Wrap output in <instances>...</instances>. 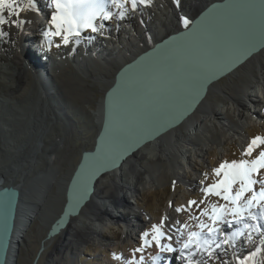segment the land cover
I'll use <instances>...</instances> for the list:
<instances>
[{
  "label": "bare ground",
  "instance_id": "6f19581e",
  "mask_svg": "<svg viewBox=\"0 0 264 264\" xmlns=\"http://www.w3.org/2000/svg\"><path fill=\"white\" fill-rule=\"evenodd\" d=\"M216 1L221 0H179V3L177 0H151L147 5L138 4L135 10L128 9L124 19L116 18L115 28H104L106 40L97 35L86 39L81 34L79 42L72 38L69 44L62 43L54 55L46 52L51 43L46 44L39 35L43 26L48 28L51 24L49 14L54 8L48 5L49 9H42L40 13L28 9L19 17H9L5 11L4 15L9 23L0 25V29L8 33L7 36L0 37V97L12 99L23 95L32 83H38L40 74H47L53 90L58 95L61 93L62 97L65 96L68 105L74 97L66 91L61 78L69 73L67 68H70V64L77 65L81 57L86 61L94 57V65L101 71L100 80L104 82L99 84L103 96L98 109V135L104 131L98 152L85 157L68 193V187L79 164L70 167L68 176L64 179L60 206L47 225L48 231L62 214L67 202L68 212L74 214L66 218L57 234L41 240L44 249L37 256L52 247L51 254L56 255L59 249L64 250V253L70 254V264H79V259L76 261L74 258L76 252L84 244L97 242L102 238V234L93 225L97 221L104 222L102 215H108L112 220L116 218L109 212L108 207L119 210L123 206L119 202L121 196L125 198L126 189L136 196L143 182L153 185L183 178L186 172H195L194 162L204 158L210 145H223L233 139H244L240 132L248 124V116L246 118L242 110L245 108L244 102L251 105L252 115L257 117V107L262 99L255 95L256 86L259 92L264 93V46L244 59L249 51L264 43V0H230L226 5L204 15L190 31L176 41L158 47L122 72L105 103V94L116 83V75L124 65L154 47L166 36L188 28L206 6ZM40 2L41 0H36V7H39ZM13 19L22 20L24 23L17 27L11 23ZM185 19L190 21L187 27L184 25ZM28 35L34 38L29 41L30 52H25L23 42L28 41ZM50 41L52 42L53 38ZM104 43L106 46H103ZM37 52L47 60L40 71L35 68L34 72L27 64H30V61L34 63V59H29V56L35 57L34 53ZM242 59L245 61L226 76L207 85L213 76ZM87 69V73L92 76L94 72ZM42 98L45 102V98ZM198 99L197 107L186 115ZM1 110L3 109L0 106ZM57 118L61 122L68 120L63 112L56 113ZM176 123L175 127H170ZM50 141L58 144V148L64 147L58 136L52 137ZM45 143L48 164L54 165L58 159L57 154L50 152V142ZM5 144L7 143L4 141L3 144L0 143V154L4 152ZM95 144L96 140L94 146ZM19 149L21 151L23 148ZM132 149L135 151L131 152ZM128 152L130 154L120 162L122 156ZM80 158L82 159V155ZM116 162L113 170L93 182L94 174L101 167ZM142 163H147L149 167L144 168L142 173H137ZM151 164L160 165L164 169L155 180L148 177ZM30 165L32 168L33 164ZM5 168L0 166V187L13 186L20 192L13 241L8 251L9 258H13L12 253L16 254L17 247L24 243L27 223L36 219L39 214L34 208L45 205L44 198L47 193L44 189L47 187V181L40 171L39 175H35L41 190L27 192L28 189L22 184L25 171L18 175L16 172L8 174L4 171ZM260 175L264 176V170ZM92 184L94 192L87 195L86 190ZM254 187L259 190L260 185ZM250 195L251 193H248L247 196ZM124 198L121 202H125ZM223 201L217 206L228 204ZM9 211L7 201L0 203V256L5 246ZM132 212V215L126 217L118 211L120 217L127 218V235L131 237L135 234L134 231L140 228L141 219L140 210L133 209ZM172 214H165L167 219L164 217L161 228L165 235L158 247L148 254L150 259L158 257L153 259L151 264H188L189 259L192 264H203L196 250L183 248L188 232L201 229L194 224L189 226L188 223L189 227L183 230L180 225L182 217ZM260 223L264 224L263 221ZM216 226L221 229L216 240H219L220 236H223V239L225 236H231L233 232L243 228V225L233 224L228 227L223 223ZM203 231L206 232L207 229ZM248 235L249 231L245 230L243 236H237L234 241L226 244L227 246L221 244L220 249L216 247L220 251H230L227 253L226 264H240V261L245 264H264L262 230L252 231L251 240L247 239ZM169 236L171 239H168ZM162 245H171L175 251H168Z\"/></svg>",
  "mask_w": 264,
  "mask_h": 264
},
{
  "label": "rangeland",
  "instance_id": "374dc122",
  "mask_svg": "<svg viewBox=\"0 0 264 264\" xmlns=\"http://www.w3.org/2000/svg\"><path fill=\"white\" fill-rule=\"evenodd\" d=\"M125 7L129 10L132 9L131 3L125 5ZM36 8L38 9L36 13H40L44 8L49 9L46 2L42 0L39 7ZM109 10L113 13L119 11V9L111 5H109ZM49 15L51 18V14ZM116 18V16H113L111 20H98V25L101 23L104 25L100 31L92 32L91 29H85L81 34L86 39L97 35L104 37L106 40V29L104 28H115L117 25ZM43 27L39 31V35L46 44H49L48 41L53 38L46 52L49 55H54L62 46V38L45 35L49 27L53 31L55 30L52 24L48 28L47 26ZM33 38L29 36L28 41L23 42L25 52H30L29 44L31 42L29 41ZM72 45L74 46V43ZM103 46H106V43ZM39 55L40 58H36V56L32 57V55L29 56L27 54L29 59H34V61L37 59L43 66L47 59L41 54ZM93 59L94 57L92 56L86 61L85 58L81 57L79 61L82 63L77 61V65L70 64V68H67L69 73L61 78L66 91H68L70 96L74 97V100H70L68 105L65 96L63 98L61 93L59 96L51 86L44 87L40 82L32 83L23 95L12 97V99L0 97V106L3 109L0 111V143L3 144V141L7 143L5 144L4 152L0 154V166L6 167L7 169L5 168L4 171L8 174L16 172V175H18L23 173L24 170L26 175L22 184L28 189L27 192L32 190L39 192L41 190L40 182L36 181V175H39L40 171L43 172L42 176H46L45 181H47V187L44 189L47 193L44 198L45 205L41 204L42 206L39 208H34L39 214L36 219L27 223L24 243L17 247V253L15 254L16 264H33L39 252L44 249L41 240L46 238L48 233L47 225L60 206V198L65 183L64 179L68 176L70 167L79 164L84 149L92 150L94 148V143L99 133L97 129L99 103L103 96L99 84L104 82L100 80L101 71L94 65ZM78 63L80 64L78 65ZM87 68L94 72L92 76L87 73ZM62 73L64 74L65 72L63 71ZM89 89L94 91L90 92ZM255 92V95L262 99L259 107H257L259 115L253 117L251 105L244 102L245 108L242 110L245 117L247 118L248 116V124L243 127V131H240L243 134V140L233 139L226 144H220L221 146L217 144L210 145L204 158L194 162L195 172H186L183 178L173 179L168 182L162 181L153 185L143 182L136 196L129 189H126L125 198L121 196V199L124 198L125 202H121V199L119 202L123 206L119 210L114 207H108L109 212L113 213L116 218L112 220L108 215H102L101 218H103L104 222L97 221L93 225L102 234V238L97 242L91 241L81 246L79 251L76 252L75 260L79 259V264H129L130 261L132 264H136L137 261L151 264L153 258L150 259L148 254L151 250L158 247V244L152 240L153 225L162 224L167 212L173 213V216L182 217L180 218V225L183 226L181 227L183 230L186 229L184 225H188V223L190 226L191 224L198 225L201 221L205 224L212 222L208 216H203L201 213L204 209H208L211 214V206L214 204L218 205L223 200L215 194H206L203 191L220 179V177L215 175L214 169L218 168L224 161L230 163L233 160L254 159L260 151L264 150V145H261L254 150L251 157L243 155L253 138L256 136L264 137V93L259 92L257 86ZM51 93L54 94L51 95ZM42 96L45 98L46 103ZM218 111L220 112V110ZM59 112H63V115H66L68 120L61 122L58 118L56 119V113ZM56 136L63 141L64 147L58 148V144L55 145L54 141H50L52 137L55 138ZM45 142H50L52 144L50 147L52 151L50 152L54 151L57 154L58 159L54 165L48 164L44 150ZM19 148L23 149L20 151ZM30 164H33L32 168ZM147 166V163H142L137 173H142ZM151 166L148 177L150 176V178L155 180L164 172V169L157 164H151ZM255 178L264 179V176L259 174ZM236 187L238 186H234V190ZM189 201H196V203L190 205ZM128 202L129 206H127ZM130 208L141 212L140 228L134 231L135 234L132 237L127 235L128 229L125 223L127 218L120 217L118 213L120 211L128 217L133 214ZM177 209H181V211H177ZM193 217H198L199 219H193ZM131 218L129 217V219ZM144 233H148L147 239L151 241L150 245L145 244ZM262 235L264 236V230ZM215 247L216 245L214 246L213 244L210 247L211 256L206 251H196L203 264H226L228 261L227 253H230V251L228 249L220 251ZM136 249H142V251H136ZM58 252L54 255L51 254L52 247L45 249L42 252L43 254H40L37 264H70V254L64 253V250L62 251L61 249ZM141 257H143L142 260L140 259Z\"/></svg>",
  "mask_w": 264,
  "mask_h": 264
},
{
  "label": "snow or ice",
  "instance_id": "6c2138e0",
  "mask_svg": "<svg viewBox=\"0 0 264 264\" xmlns=\"http://www.w3.org/2000/svg\"><path fill=\"white\" fill-rule=\"evenodd\" d=\"M129 3H131V8L135 10L138 4L147 5L151 3V0H50V7L55 9L51 13V24L55 30L49 28L45 35L61 37L65 45L69 44L72 38H76L79 42L83 30L91 29L92 32H98L104 27L102 23L97 24L98 20H111L113 16L124 19L128 13L125 5ZM177 3H179V0H177ZM21 4L23 7H21ZM109 5L119 9V11L113 13L109 10ZM28 9L38 11L36 0H0V25L9 23L4 15L5 11H7L9 17H19L22 12ZM11 23L20 27L24 21L13 19ZM189 23L188 19L184 20L185 27ZM7 35V32L0 29V37ZM48 42L51 43V41ZM261 145H264V137L256 136L248 144L243 155L251 157L254 150ZM261 170H264V150L260 151L254 159L233 160L230 163L224 161L218 168L214 169L215 175L220 179L203 191L206 194H215L221 197L231 206L229 207L228 204L219 206L214 204L211 206V214L208 209H204L201 215L208 216L212 223L205 224L201 221L197 225L201 231H189L187 239L183 242L184 249L206 251L211 256L210 247L212 244L215 243L217 247H220L221 244H229L237 236H243L245 230L249 231L247 239L251 240L252 231L260 232L264 229V224L260 223V221H264V179L255 178L259 176ZM257 184L260 185L259 190L254 187ZM234 186L238 187L234 190ZM248 193H251V195L247 196ZM195 203L196 201H189L190 205ZM177 211H181V209H177ZM193 219L199 218L193 217ZM218 223H223L228 227L233 224L243 225V228L217 242L216 237L221 232V229L216 226ZM188 227L187 224L184 225V228ZM161 228L162 224L153 225L152 240L157 244L165 235ZM204 229H207V232H204ZM181 235H183L182 231ZM147 236L148 233H144V242L150 245L151 241L147 239ZM168 239H171V237L169 236ZM163 247L168 251H175L171 245ZM136 251H142V249H136ZM140 259L142 260L143 257ZM153 259L156 260L158 257H153ZM129 264H132V262L130 261ZM136 264H140V261H137ZM188 264H192L191 259H189ZM240 264H245V262L240 261Z\"/></svg>",
  "mask_w": 264,
  "mask_h": 264
},
{
  "label": "water",
  "instance_id": "95a60500",
  "mask_svg": "<svg viewBox=\"0 0 264 264\" xmlns=\"http://www.w3.org/2000/svg\"><path fill=\"white\" fill-rule=\"evenodd\" d=\"M230 0H221V1H216V2H213L211 4H209L208 6H206L201 12L200 14L191 22L190 26L182 31H179V32H176V33H173L174 35H171L169 37H166L162 40H160L159 42H157V44L148 49L147 51H144L142 52L141 54L137 55L135 57L134 60H132L131 62L127 63L126 65H124L117 73L116 75V83L114 84L113 87H111L109 89V91L106 92L105 94V103H107V100L110 96V93L112 92V90L116 87V84H117V80H118V77L119 75L124 72L127 68H129L131 65H133L134 63L138 62L139 60L147 57L151 52H153L154 50H156L158 47L160 46H165L166 44L170 43V42H174L176 41L178 38H180L183 34H185L186 32L190 31L195 23L201 18L203 17L204 15L208 14L209 12H211L212 10H215L217 9L218 7H221V6H224L226 5ZM264 46V43L261 45V46H258L257 48H254L253 50L249 51L248 55L246 57H244V59L246 60L248 57H250L251 55H253L256 51L260 50L262 47ZM244 59H242L241 61L237 62L236 64L232 65V66H228L226 67L223 71H221L220 73L216 74L215 76L212 77V79L207 83V85H210L211 83H213L214 81H217L219 80L220 78L226 76L228 73H230L233 69H235V67L239 66L243 61H245ZM29 66V68L33 69L34 72L35 71V68L34 66H32V64H27ZM38 71L41 70V68H36ZM37 74V73H36ZM40 74V72H39ZM40 77L38 78V82H40L42 84V86L44 87H50V78L49 76H47V74H40L39 75ZM199 104V99L195 101V103L193 104L192 108L186 113V115H188L191 111H193V109H195L197 107V105ZM177 125L176 124H173L172 126L170 127H175ZM168 127V128H170ZM167 128V129H168ZM103 131H101V133L98 135L97 139H96V144L93 148V150H87V151H83L82 153V159L79 163V165L77 166L76 168V171L72 177V180L70 182V185L68 187V193L70 192L71 190V187H72V184L76 178V176L78 175V173L80 172L81 170V167L83 165V162H84V159L86 156H90V155H94L98 152V149H99V142H100V139L102 137V134H103ZM135 150H131V152H134ZM130 152L124 154L122 156V158L119 160L120 162L127 156L129 155ZM115 165H117V162L116 163H113L112 165H105L104 167H101L99 169V171L97 173L94 174V177H93V182L96 181V179L98 177H100L101 175H103L104 173L110 171V170H113V168L115 167ZM94 192V186L93 184L90 185L87 190H86V193L87 195H92ZM19 200H20V192L18 189L14 188L13 186H5V187H0V203L1 204H4L6 201L8 202V206L10 208V215L8 217V220H7V223H6V226H7V229H6V232H5V246L3 248V251L1 252V256H0V264H16V258H15V253L13 252L12 253V256L13 258H9V254H8V251L11 249V243H12V237H13V229L15 227V216H16V210H17V206H18V203H19ZM86 201L84 200L83 203H85ZM68 206H69V202L66 203L65 207H64V210L62 212V214L60 215L59 218H57L55 220V222L53 223V225L51 226L50 230L48 231L47 233V238H50L52 236H54L55 234H57L59 232V230L62 228V225L64 224L66 218L68 216H72L74 213H70L68 212ZM16 247V246H15ZM16 250V249H15ZM17 251V250H16ZM39 256L36 257L35 261L33 264H37V261H38V258Z\"/></svg>",
  "mask_w": 264,
  "mask_h": 264
}]
</instances>
